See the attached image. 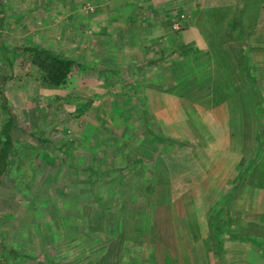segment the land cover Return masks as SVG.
<instances>
[{"label": "rangeland", "instance_id": "374dc122", "mask_svg": "<svg viewBox=\"0 0 264 264\" xmlns=\"http://www.w3.org/2000/svg\"><path fill=\"white\" fill-rule=\"evenodd\" d=\"M63 2L55 0L48 14L39 9L41 15L46 14L45 19L38 17V9H34L33 20H18L24 22V27L10 22L5 29L6 22L0 21L3 29L0 94L5 92L10 99L9 92L17 93L12 103L6 102L7 112L14 121L9 128L13 154L1 178L0 231L12 230L13 237L5 245L8 249L13 247L11 251L18 257L2 250V255L10 256L6 264L93 263L85 261L91 253L84 237L101 234L102 230L106 237L115 229V223L127 221L123 216L131 205L132 214L139 211V205L143 209L142 196L150 187L153 189L151 181L154 191L163 188L159 186V175L170 171L159 166V152L167 151L173 161L189 157L195 151L197 137L203 149L211 151L209 155L213 159L241 157L238 165L241 167L236 171L231 160L226 166L217 164L216 168L224 167L221 173L230 175L223 177L229 183L258 158L259 148L264 146V16L253 25L256 15L250 14L249 7L259 9L264 15V0L261 3L258 0H70L69 9H64ZM226 3L234 7L231 15ZM28 6L35 7L24 1L15 7L25 12ZM252 26L262 33L246 34L244 27ZM47 28L56 31L54 41L45 40ZM193 31L212 35L218 40L216 45L226 36L233 37L240 46L236 50L237 64L252 84L250 91V87L247 90L233 80L228 53L223 54L227 67L222 68L213 52L206 57L211 62L202 63V70L191 73L188 82L179 86L172 82L168 90L163 89L165 85H158L161 75L165 80L170 79L167 66L181 54L177 39L183 37V48L189 46L191 41L185 40H190ZM39 33L43 38L37 41ZM62 35L70 39L64 42ZM197 44L196 51H200ZM27 45L54 48L89 67H75L62 86L47 85L39 80V70L29 61V52L21 49ZM205 45L210 51V40ZM224 51L227 49L221 53ZM183 55L191 58L186 52ZM159 65H164L161 75ZM174 140L182 143L176 145ZM237 141L242 145L241 154L232 150ZM150 153L154 157L145 170L144 158ZM150 168L153 174L146 180L145 173ZM193 170L195 176L201 177L198 169ZM244 172H240L241 177ZM209 173L204 172L203 177L208 179ZM195 176L189 180L200 179ZM180 177L174 176L173 183ZM263 185L260 181L251 188L255 193H264ZM239 187L238 183L233 185V189L240 190ZM164 188L168 193L165 212L174 210L171 213L175 220L187 205L192 204L186 211L194 210L188 213L190 219L184 214L187 223L182 222L185 225L191 222L193 228L176 226L174 230L178 232L179 250L183 248L184 252L182 263L213 264L206 261L210 258L204 251L208 233L202 234L204 217L211 216L208 215L211 202L207 201L209 195L203 197L202 191H214L217 187L180 184ZM254 201L258 204L249 198L244 205H254ZM77 206L89 214L83 219L84 226L85 221L81 222L74 211ZM96 213H104L106 220H110L101 231L94 217ZM224 217L222 213L220 225ZM238 221L239 217H233L232 225H238ZM80 227H85V231ZM211 231L213 234L214 230ZM127 238L143 247L145 238L138 233ZM225 242L240 247L238 237H225ZM238 248L234 254L239 253ZM122 253L123 256L126 253L124 248ZM160 263L177 264V261Z\"/></svg>", "mask_w": 264, "mask_h": 264}, {"label": "crops", "instance_id": "0c3cea01", "mask_svg": "<svg viewBox=\"0 0 264 264\" xmlns=\"http://www.w3.org/2000/svg\"><path fill=\"white\" fill-rule=\"evenodd\" d=\"M21 1L31 2L32 6H35L32 8H30L29 6L26 7L25 12L27 16L24 14L25 12H20L15 7L18 4H20ZM258 2L261 3V0H258ZM53 4H55V0H0V21L2 20L6 22L5 23L6 27H4L5 29L8 28L10 22L12 24L21 25L22 27H24V22H19V21L25 18L28 20H33L35 15L31 14V12L34 9H38V14H37L38 17L45 19L46 14L41 15V12L44 11L48 14V10L52 9L51 6H53ZM231 5H232L231 3L225 4L227 8L229 7L231 8V10H228L229 11L228 15H231L234 10V7L232 8L233 5L232 6ZM63 7L64 9H66V7L69 9L70 0H64ZM249 7L251 9L250 14H252L253 16L256 15L253 19L254 21L253 25H254L255 22L257 21L260 22L262 19V16L264 15H262L261 12H259V9H256L255 7H252V6H249ZM221 8H223V6H221ZM39 9L42 11L40 12ZM9 11L11 13H9ZM253 11H255L254 14H253ZM35 23L36 22L33 23L34 26H38ZM46 27L47 26L45 25V28ZM253 27L254 26H252L251 28L244 27V32L246 34H250L252 32H254L255 34L262 33L261 31H256V29H254ZM35 30H37L35 32L38 33L39 27H36ZM45 30L48 31L47 34L46 32L43 31L44 35H46L45 40L54 41L55 36H56L55 35L56 31L50 28L49 29L47 28ZM192 30L193 29L191 28V31ZM0 32H3V29L0 28ZM42 33H39L40 36L42 35ZM193 33L194 34L189 38L190 40H185V41H191L192 44L189 46L187 45L184 48H183V45H184L183 37H180L182 38V40L177 39L178 41L177 48L179 49L178 51H181V54L173 58L171 62L169 63V65L167 66L168 76L170 79L165 80L164 77H162L161 73H162L164 65H159L161 77L158 79V85L160 87L165 85L163 89L168 90L167 86L170 85L172 82L177 83V86L188 82L191 79V76H190L191 73L197 74V72H200L202 70V63L206 64V62L208 63L211 62L209 60L206 61V57H209V53L213 52V53H216L217 60L219 61L220 65L223 66L222 68L226 66V62L223 61L224 59L223 54L228 53L227 55L232 61V64L229 68H232V71L230 73H232L231 75H232L233 80L236 82H240L239 84H242L243 86H246L247 90L250 87L249 88V91H250L252 84L250 81H248L245 74L241 72V70L239 69L241 67L237 64L238 57L236 54V50L239 49L240 46L237 42L234 41V39H232L233 37L226 36L224 37V40H222L223 42L218 43L216 45L215 41H218V40L213 39L212 35H208V33L205 34L204 31H202V34L204 33L203 35H201V32L199 31H193ZM255 34H250V35H255ZM40 36L38 37L37 41L43 38V36L41 37ZM58 36L59 35H57V37ZM62 37H63L64 42H65L64 39H68V40L70 39V37H65V35H62ZM207 40H210L209 48H211L212 51L211 50L209 51L207 49V46L205 45V42ZM200 42H202L203 46L202 44L200 45ZM227 43L229 44L226 45ZM195 44H197L198 47H200L201 49L200 51L199 50L196 51L197 47L195 46ZM219 46H223V47L217 48ZM185 48L187 49V51H184ZM224 48H226L227 51H224L223 53H221ZM49 49L54 50V48H49ZM183 52H186L187 55H189L191 58L190 59L185 58L183 55ZM206 52L208 53L206 54ZM203 72L204 70L201 73ZM4 95H6V97H4ZM16 95L17 93L15 92H9V96H11L9 99L7 96V93L1 92L0 106L2 102L5 104V106H6L7 101H10L12 103L13 102L12 99L15 98ZM6 112H7L6 110L0 108V120H1L0 127L2 123L7 119ZM263 117H264V114H263ZM245 124L246 123L242 124L241 126L242 130H245L244 128ZM195 145H196L194 147L195 151H192V154L189 157H185V158L183 157L181 159L176 158V160L178 159L177 161H173L171 158H169L167 156V151L158 153L159 164H160L159 166L162 167L163 165L168 172L170 171L169 173L166 172L165 174L159 175L160 180H161V182H159V186H163V188L154 191L155 187L153 185V181H151L153 189L152 187H150L149 192H147V194H144L142 196L144 198V200H142L144 210L142 209V205H139L141 207L139 211L136 210L137 212L135 214H132V205H131L130 208H128V212L123 216L125 219H127V221H123L122 224H120L118 228L112 231V233H107L106 234L107 236L104 237L103 230L102 228H100V231L102 230L101 234L99 232V233H96V235L93 237H91V235H89V237L85 236L84 241L86 243V246L89 247L87 248L88 251L91 253V256H87L85 258V261H94L91 264H152V261H155L153 264H158V263L161 264L160 261H177V264H183L182 263V260L184 258L183 248L179 250V246L177 245L178 232L174 230L176 226L178 227L188 226L190 228H193V225L191 222L185 225L187 223V219L183 215L186 214L187 218L190 219L191 215L189 214H191V212L193 213L194 210H192L191 212L186 211L187 209L191 208L192 204L187 205L186 210L179 211L177 213V217H176L177 220H175V217H173V213H171V212H175L174 210L172 211L169 210V213L168 212L166 213L164 205L168 201V193H167V190L164 188V186H169V185L177 186L180 184H183V186H186L188 184H194V185L199 184L201 186L207 185L210 187L212 186L217 187L213 191L212 197L209 196L207 201L211 202L214 199L216 200L217 195H215V193L219 192V193H222L219 199L222 198L223 202L226 205V210H223V212H220L219 214V218L222 217V213L225 214V217H224V223L223 225H220L221 227L219 228V231H218L221 233V236H222L221 245L218 246V250L216 249L217 248L216 241L213 239L211 235L212 227L207 224V221L210 220L214 216L215 213L208 209L209 210L208 215L211 214V216L209 218L204 217L205 223L202 226L204 227V230H203L204 232L202 234L208 233V237L206 240L207 244L204 247V251L210 258V259H207L206 261H211L213 262V264H218V262L219 263L224 262V264H264V263H261V261L264 262V210L261 207V206L264 207V193L261 191L259 193L258 192L255 193V189L251 188V187L258 186L260 184V181L261 183L264 184V146H260L259 148L260 153H259L258 158L253 159L251 163L248 165L247 169L245 170V171L249 170L247 173L244 172L243 176L238 177L237 180H235V178L237 177L235 175L234 179L232 178V181H230L229 183H226L223 177L227 175V178H230V175L221 173L220 169H224V167L222 166L218 168L216 167L218 163H223V165L225 164L226 166V163H228L231 160V157L225 158L224 156H220L216 159H213V157L209 155V152L211 151H206L205 149H203L204 145L199 139H197V137L195 138ZM259 145H261V143H259ZM232 147H233L232 149L233 152L239 151V154H241V152L243 151V150H240L242 149V145L239 144V141H237L236 146H232ZM223 152L224 151H221L220 153H223ZM162 154L166 157L164 158ZM153 157H154L153 153H150L149 156L144 158L145 165H143V168L145 170H146V166L149 167L150 159ZM240 158L241 157L235 156L231 160L232 161L231 167L235 171L238 170L239 167H241V166H238L240 164L239 163ZM169 164L171 165L170 167H169ZM175 167L178 168V171L172 172V169H174ZM181 167L184 168L183 172L181 171ZM187 169H189L190 171H188ZM193 169H198V171L201 172L200 173L201 177L199 176V174H196L195 176L196 170H193ZM204 172L205 173L210 172L208 179H205L203 177ZM137 173H134V174L137 175ZM152 174L153 173H152L151 168L148 169V172L145 173L146 180L148 176L151 178L150 175ZM176 175H181L180 177L181 179L177 180V183L174 184L173 177ZM194 176L199 177L200 179L189 180V177H194ZM146 180H142V181L146 182ZM168 181H169V185H168ZM220 181H223V182L219 183ZM236 183L240 185L241 187L240 190L233 189V185H236ZM0 184H1V179H0ZM227 185L231 186L230 190L227 189L226 187ZM223 188H224V191H222ZM243 188L245 189V191L242 190ZM249 188H250V191H249ZM232 190H235L232 194H228L226 197L223 196L227 191L231 192ZM177 193H178V190H177ZM136 195H135V198H137ZM249 198H254V200H256L258 204H256L254 201V205L245 206L244 204L248 202ZM262 202L263 204L261 205ZM147 206L149 207V210L145 209ZM94 210L96 209L94 208ZM74 211L78 213L77 216L81 218L80 220L81 222L83 219L89 217V214L85 213L82 209L79 208V206L74 207ZM97 215L98 214L96 213L95 216ZM228 216L232 218L239 217L238 225L236 224L232 225V224H229L228 222L227 223L228 226H227L226 220H228L227 219ZM183 221L185 224L182 223ZM84 223H86V221ZM84 223H83V226H84ZM131 226H134L136 228H132ZM180 229H182V227ZM80 230L85 231V227H80ZM0 232L2 233V236L0 237V248H1L0 257L2 256V250L5 249L11 252L9 253V255L11 256L16 255V258H17L18 257L17 253L15 251L12 253L11 251L13 250V247H10V249H8L7 246L5 245L6 241H8L10 237L11 238L13 237L12 234L10 236V233L12 232V230L6 229L4 232L3 231H0ZM179 232L181 234L182 231H179ZM136 233H138L141 237L145 238L143 247H140V245H135V243L132 244V242L130 241V238H127L128 235L129 236L136 235ZM234 233L240 234V236L238 237V239L240 240L239 248L235 244H231V243L226 244V242L223 243L225 237L228 238L229 236V238H232ZM37 234L35 235L37 236ZM36 236H35V240H38V237ZM234 238L236 239V237ZM21 244H22L21 246H23V242H21ZM123 248L125 249V252H126L124 256L122 253ZM237 248L239 250V253L234 254L233 252ZM216 250L218 252H216ZM251 252H253L254 255ZM9 255L5 259V261L8 259L10 260Z\"/></svg>", "mask_w": 264, "mask_h": 264}, {"label": "trees", "instance_id": "16d2710c", "mask_svg": "<svg viewBox=\"0 0 264 264\" xmlns=\"http://www.w3.org/2000/svg\"><path fill=\"white\" fill-rule=\"evenodd\" d=\"M23 49L29 52V61L32 64H35L36 67L38 68L39 80L47 85H51L55 87L62 86L67 82V77L75 67H82V68L89 67V66H83L82 62L77 61L68 55L60 54L52 49L43 46L27 45ZM1 107H3L6 111L8 109L5 105L2 104ZM13 122L14 121L12 115L7 112V119L2 123L0 127V179L2 178L4 172L6 171L8 167L9 159L13 154L12 140H11V135L9 133L10 125H12ZM174 142L176 145L182 143V141L176 143V140H174ZM116 170L118 172V168H116L115 171ZM241 171L244 172L245 169ZM240 172L239 174L238 173L236 174L237 177L241 176ZM229 186H227L228 190H230L231 188V186L230 187ZM202 193H203V197L206 198L208 195L209 196L212 195L213 191L203 190ZM220 194L222 195V193L219 192L215 193V195H217V199L216 200L214 199L211 201V203H209V210L213 211L215 214L210 220L207 221V224L210 225L214 230L212 235H214L215 237L214 240L216 241L217 250H218V246L221 245V241H222L221 233L218 232L219 228L221 227L218 221L222 219L219 218V214L223 210H226V205L223 202L222 198L219 199ZM227 195L228 194L225 193L223 196L226 197ZM94 217H96L98 220V221L96 220V222L98 223L97 225L98 228L103 229L105 226L110 224V220H106L105 218L106 215H104V213L98 214V216H94ZM227 219L228 220H226V225L228 226L227 223L229 222V224H232L233 218L228 216ZM119 226H120V222L115 223V229L118 228ZM110 228L111 227H109L108 231L111 230ZM233 236L239 237L240 234L234 233ZM217 250L216 252H218ZM6 251L8 254L11 253L9 250ZM13 252L14 251H12V253ZM5 259L6 257L2 255L0 257V264H6L7 262L6 261L4 262Z\"/></svg>", "mask_w": 264, "mask_h": 264}]
</instances>
